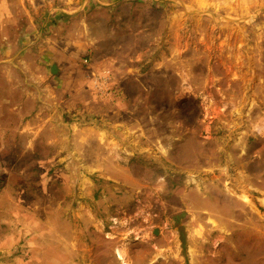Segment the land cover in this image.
I'll list each match as a JSON object with an SVG mask.
<instances>
[{"label": "rangeland", "instance_id": "1", "mask_svg": "<svg viewBox=\"0 0 264 264\" xmlns=\"http://www.w3.org/2000/svg\"><path fill=\"white\" fill-rule=\"evenodd\" d=\"M0 264H264V0H0Z\"/></svg>", "mask_w": 264, "mask_h": 264}, {"label": "water", "instance_id": "2", "mask_svg": "<svg viewBox=\"0 0 264 264\" xmlns=\"http://www.w3.org/2000/svg\"><path fill=\"white\" fill-rule=\"evenodd\" d=\"M49 70H50V73H51V74H54V75L58 74V67H57V64H56V63H52V64L50 65ZM153 233H154V234H157V231L154 230Z\"/></svg>", "mask_w": 264, "mask_h": 264}, {"label": "trees", "instance_id": "3", "mask_svg": "<svg viewBox=\"0 0 264 264\" xmlns=\"http://www.w3.org/2000/svg\"><path fill=\"white\" fill-rule=\"evenodd\" d=\"M181 243H182V245H184V238H183V236H181Z\"/></svg>", "mask_w": 264, "mask_h": 264}]
</instances>
